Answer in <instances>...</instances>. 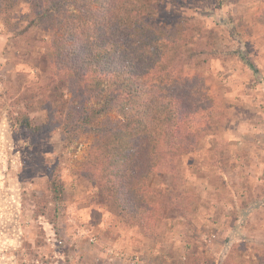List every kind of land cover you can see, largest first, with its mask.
<instances>
[{
    "label": "rangeland",
    "instance_id": "374dc122",
    "mask_svg": "<svg viewBox=\"0 0 264 264\" xmlns=\"http://www.w3.org/2000/svg\"><path fill=\"white\" fill-rule=\"evenodd\" d=\"M29 13L21 2V28ZM157 18L190 27L189 50L205 52L187 71L188 150L154 175L169 195L151 239L97 201L85 174L94 135L64 148L57 128L25 129L23 117L48 118L39 87L49 38L37 27L15 35L0 16V264H181L189 254L264 264V0H163ZM59 163L66 197L57 208L48 172Z\"/></svg>",
    "mask_w": 264,
    "mask_h": 264
},
{
    "label": "trees",
    "instance_id": "16d2710c",
    "mask_svg": "<svg viewBox=\"0 0 264 264\" xmlns=\"http://www.w3.org/2000/svg\"><path fill=\"white\" fill-rule=\"evenodd\" d=\"M23 1L30 13L21 28L15 17ZM162 2L0 0L7 30L24 35L43 28L49 38L42 57L48 79L39 87L48 118L33 125L23 117V126L30 135L57 128L64 148L94 135L85 174L94 179L97 201L151 239L159 234L169 195L153 186L154 175L188 150L184 138L194 108L185 97L187 71L205 52L200 46L189 50L196 43L190 27L160 23ZM51 89L66 93L54 99ZM61 171L59 163L48 172L55 206L66 197ZM181 264L217 262L189 254Z\"/></svg>",
    "mask_w": 264,
    "mask_h": 264
}]
</instances>
